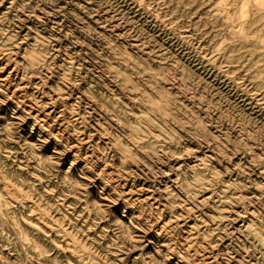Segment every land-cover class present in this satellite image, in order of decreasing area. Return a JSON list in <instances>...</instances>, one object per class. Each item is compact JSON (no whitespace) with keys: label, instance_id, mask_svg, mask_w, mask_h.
Returning <instances> with one entry per match:
<instances>
[{"label":"clouds","instance_id":"clouds-1","mask_svg":"<svg viewBox=\"0 0 264 264\" xmlns=\"http://www.w3.org/2000/svg\"><path fill=\"white\" fill-rule=\"evenodd\" d=\"M5 74L0 264H264V0H0Z\"/></svg>","mask_w":264,"mask_h":264},{"label":"rangeland","instance_id":"rangeland-1","mask_svg":"<svg viewBox=\"0 0 264 264\" xmlns=\"http://www.w3.org/2000/svg\"><path fill=\"white\" fill-rule=\"evenodd\" d=\"M81 2H82V0H81ZM85 66L87 67V65H85ZM15 75H17V74H14V76H15ZM6 78H7V77H6V74H5V75H0V80L6 79ZM16 82L18 83V81H16ZM6 87H7V90L9 91V93H11V92H16V96L14 97L15 99H17V100H18L20 103H22V104L28 105V107L25 108V111H31L32 106L30 105L29 101H28L24 96H22V95L20 94L19 91H17V90H16L14 87H12L11 85H8V86H6ZM0 98H2V97H0ZM14 107H15V105H14L12 102H9V104H8L7 106H5L4 108L0 109V114H9V115H10L11 110H12ZM40 119H42V120H47V117L41 116ZM2 122H3V121H0V123H2ZM31 124H32V121L30 120V121H28V122L26 123V125L24 126V132H25L26 135L28 134L29 136L31 135V133L29 132V131H30V126H31ZM37 132H39V129H37ZM54 134H57V135H63V129H60L59 131L54 132ZM31 138H32V139H35V138H36V135L33 134V135L31 136ZM67 143L69 144L70 147H79L78 145H73V144L71 143V139H70V138H67ZM54 146H57V145H55V141L50 142V144H49L48 146H46L45 151H46V152H51V150H52V148H53ZM78 154H80V155H88V156H91V155H92L91 152H87V153H85V152H83V150H81V153H78ZM71 158H72V156H71V154H69L68 157H66L65 163H67ZM61 164H63V161H61ZM109 164H111V161L109 162ZM100 185H101V182H100V181H97V186H100ZM140 187H145V185H140ZM126 191H128V192H134L135 189H131V188H129V189H126ZM92 192H93V194L95 195V194L97 193V187H94V188L92 189ZM130 198H132V197H130ZM124 207H125V206H124L123 202H121L120 205H118V206L115 207L114 211H115L117 214H120V213L122 212V210H123ZM132 212H133V210L129 209V214H130V215L132 214ZM142 238L145 240V243H147V241L150 240V239L155 240L157 243H162L163 240H164L163 237H156L155 233H151V234H149L148 237H142ZM149 250H152V246H151V245H150V247H149ZM145 251H147V250L145 249Z\"/></svg>","mask_w":264,"mask_h":264}]
</instances>
